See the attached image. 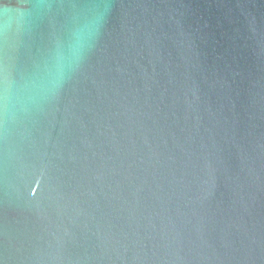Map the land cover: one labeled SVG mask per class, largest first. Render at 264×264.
Wrapping results in <instances>:
<instances>
[{"label":"water","instance_id":"obj_1","mask_svg":"<svg viewBox=\"0 0 264 264\" xmlns=\"http://www.w3.org/2000/svg\"><path fill=\"white\" fill-rule=\"evenodd\" d=\"M0 264H264V0H0Z\"/></svg>","mask_w":264,"mask_h":264}]
</instances>
